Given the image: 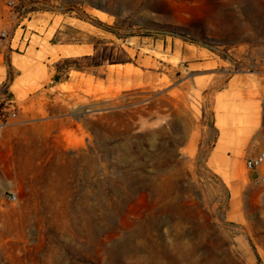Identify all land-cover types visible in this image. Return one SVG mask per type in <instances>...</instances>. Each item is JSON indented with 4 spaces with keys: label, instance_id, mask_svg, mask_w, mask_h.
<instances>
[{
    "label": "rangeland",
    "instance_id": "1",
    "mask_svg": "<svg viewBox=\"0 0 264 264\" xmlns=\"http://www.w3.org/2000/svg\"><path fill=\"white\" fill-rule=\"evenodd\" d=\"M15 1L0 264H264V0Z\"/></svg>",
    "mask_w": 264,
    "mask_h": 264
},
{
    "label": "built area",
    "instance_id": "2",
    "mask_svg": "<svg viewBox=\"0 0 264 264\" xmlns=\"http://www.w3.org/2000/svg\"><path fill=\"white\" fill-rule=\"evenodd\" d=\"M9 6H14L16 4L15 0H7ZM8 36V31L5 28L0 27V37L6 38ZM16 117L15 112L9 113V118L6 120H1L0 126L3 127L9 123V119ZM245 165L249 170H257L261 166L264 165V150H259L253 155H250L245 160ZM260 182H264V175L260 177ZM6 199L10 202H13L17 199V195L15 193H8Z\"/></svg>",
    "mask_w": 264,
    "mask_h": 264
},
{
    "label": "trees",
    "instance_id": "3",
    "mask_svg": "<svg viewBox=\"0 0 264 264\" xmlns=\"http://www.w3.org/2000/svg\"><path fill=\"white\" fill-rule=\"evenodd\" d=\"M96 49V53L94 55H85V56H80V57H77L74 59L75 62H80L82 60H94L93 63L89 64V65H94V66H99L103 63L106 62V60H109L112 62V59H106L105 57H102L99 52H98V47L95 48ZM70 58H66L65 61H68ZM57 68H58V72L60 73L62 68L60 65H57ZM85 66L83 64H77L76 65V69H79V70H82L84 69ZM56 79H58V75L55 77Z\"/></svg>",
    "mask_w": 264,
    "mask_h": 264
},
{
    "label": "bare ground",
    "instance_id": "4",
    "mask_svg": "<svg viewBox=\"0 0 264 264\" xmlns=\"http://www.w3.org/2000/svg\"><path fill=\"white\" fill-rule=\"evenodd\" d=\"M64 51H65L64 48H57L54 50V54L63 53Z\"/></svg>",
    "mask_w": 264,
    "mask_h": 264
},
{
    "label": "crops",
    "instance_id": "5",
    "mask_svg": "<svg viewBox=\"0 0 264 264\" xmlns=\"http://www.w3.org/2000/svg\"><path fill=\"white\" fill-rule=\"evenodd\" d=\"M0 77L2 78V79L0 80V83H2V82L5 80V76H4V74L0 73Z\"/></svg>",
    "mask_w": 264,
    "mask_h": 264
}]
</instances>
